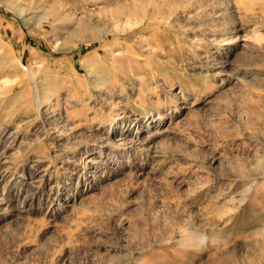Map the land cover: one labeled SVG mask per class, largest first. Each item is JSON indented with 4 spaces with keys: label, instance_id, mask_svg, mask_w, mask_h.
<instances>
[{
    "label": "rangeland",
    "instance_id": "rangeland-1",
    "mask_svg": "<svg viewBox=\"0 0 264 264\" xmlns=\"http://www.w3.org/2000/svg\"><path fill=\"white\" fill-rule=\"evenodd\" d=\"M263 229L264 0H0V264H264Z\"/></svg>",
    "mask_w": 264,
    "mask_h": 264
},
{
    "label": "bare ground",
    "instance_id": "bare-ground-1",
    "mask_svg": "<svg viewBox=\"0 0 264 264\" xmlns=\"http://www.w3.org/2000/svg\"><path fill=\"white\" fill-rule=\"evenodd\" d=\"M15 11L18 12L19 14H21L22 11H23V9L20 8V7H15ZM50 13H51V11H50ZM124 13H125L124 11H120V10L112 11L110 13V18L111 19H115V18H118L119 19L120 16L122 14H124ZM132 13H133L132 11L128 10V14H132ZM43 15H44V19H47L50 16L48 9H47V11ZM53 15H54V12H53ZM53 15H51V16H53ZM53 17H55V16H53ZM53 17L51 19H53ZM104 20L105 19L100 20V21L97 20L94 23H87L85 21L84 22L82 21V24L81 25L78 24L80 30L83 31V30H86L87 29V30H89V33H90L88 37H84V38H82V40L80 39V41L85 42V43H90V42H92L94 40L103 38L104 36L108 35L109 33L111 34L112 32H114L113 29H107V28H104V26H102V23L104 22ZM96 61H99V59H98V57L96 58V56H95V57H92V58L89 57L88 59H85L83 63L87 67L88 71H92L94 69V67H96V64H95ZM259 233H262L263 236H264V229L261 230ZM195 238H196V241H198V242L200 241V239L197 236ZM193 243L194 244H197V242H194V240H193Z\"/></svg>",
    "mask_w": 264,
    "mask_h": 264
}]
</instances>
